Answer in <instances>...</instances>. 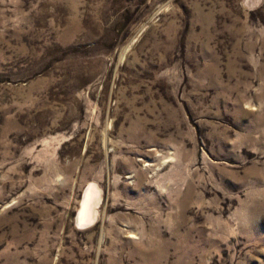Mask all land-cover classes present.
Here are the masks:
<instances>
[{
  "label": "rangeland",
  "instance_id": "obj_1",
  "mask_svg": "<svg viewBox=\"0 0 264 264\" xmlns=\"http://www.w3.org/2000/svg\"><path fill=\"white\" fill-rule=\"evenodd\" d=\"M0 264H264V0H0Z\"/></svg>",
  "mask_w": 264,
  "mask_h": 264
},
{
  "label": "bare ground",
  "instance_id": "obj_2",
  "mask_svg": "<svg viewBox=\"0 0 264 264\" xmlns=\"http://www.w3.org/2000/svg\"><path fill=\"white\" fill-rule=\"evenodd\" d=\"M88 201H89V199H86V201L84 202V204H83V206H82V208H81V210H80V213H81V215L83 216V217H85L86 216V214H87V203H88Z\"/></svg>",
  "mask_w": 264,
  "mask_h": 264
}]
</instances>
